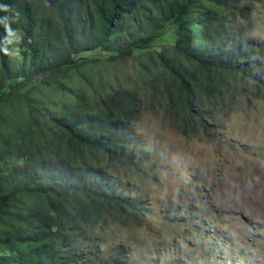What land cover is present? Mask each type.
Returning a JSON list of instances; mask_svg holds the SVG:
<instances>
[{"label": "trees", "instance_id": "1", "mask_svg": "<svg viewBox=\"0 0 264 264\" xmlns=\"http://www.w3.org/2000/svg\"><path fill=\"white\" fill-rule=\"evenodd\" d=\"M259 1L0 0V264H127L95 231L144 217L119 178L141 164L135 124L160 107L207 137L264 102V41L248 36ZM128 59L147 102L118 84Z\"/></svg>", "mask_w": 264, "mask_h": 264}, {"label": "rangeland", "instance_id": "2", "mask_svg": "<svg viewBox=\"0 0 264 264\" xmlns=\"http://www.w3.org/2000/svg\"><path fill=\"white\" fill-rule=\"evenodd\" d=\"M250 25L248 36L264 41V0ZM10 44L16 67L17 35ZM133 66L121 62L118 84L137 86L147 102ZM218 125L207 137L184 136L160 107L146 109L133 133L140 167L119 174L127 194L143 200L144 217L97 227L104 257L122 247L127 264H264V102L240 104Z\"/></svg>", "mask_w": 264, "mask_h": 264}, {"label": "clouds", "instance_id": "3", "mask_svg": "<svg viewBox=\"0 0 264 264\" xmlns=\"http://www.w3.org/2000/svg\"><path fill=\"white\" fill-rule=\"evenodd\" d=\"M0 10L7 11V6H4L3 8H0ZM6 20H7V18H5V21ZM0 22H4V21H0ZM5 26H6V28H8V25L7 24Z\"/></svg>", "mask_w": 264, "mask_h": 264}]
</instances>
